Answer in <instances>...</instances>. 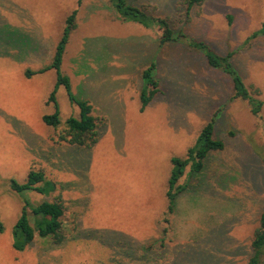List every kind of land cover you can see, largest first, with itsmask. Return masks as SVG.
<instances>
[{"label": "rangeland", "instance_id": "rangeland-1", "mask_svg": "<svg viewBox=\"0 0 264 264\" xmlns=\"http://www.w3.org/2000/svg\"><path fill=\"white\" fill-rule=\"evenodd\" d=\"M127 1L170 18L176 35L233 52L235 71L264 100V34L249 39L264 25V0H205L189 15L182 0ZM113 4L0 0V264H249L264 213V105L255 115L203 51L162 43L157 25L123 20ZM74 10L62 72L93 105L100 139L92 147L59 141L80 108L64 85L50 101L57 70L38 72L54 61ZM153 65L159 91L144 104L152 89L144 71ZM29 70L37 73L28 77ZM56 107L61 124L53 127L43 117ZM213 119L225 148L212 151L201 172L186 166L170 211L173 158L188 157ZM31 169L57 189L14 191L13 181L24 182ZM27 198L63 203L62 243L37 235L24 251L13 247Z\"/></svg>", "mask_w": 264, "mask_h": 264}, {"label": "trees", "instance_id": "trees-1", "mask_svg": "<svg viewBox=\"0 0 264 264\" xmlns=\"http://www.w3.org/2000/svg\"><path fill=\"white\" fill-rule=\"evenodd\" d=\"M204 1L205 0H182V4L187 8L186 13L189 15L194 6L201 5ZM113 3L123 20L141 22L145 25H147L146 22H153V24L157 25L158 29L161 31L160 41L162 43L180 41L182 43L184 42V44L192 50L203 51L211 67L219 68L230 75L234 86L233 98L238 97L248 101L251 106V111L255 115L260 113L264 105V100L257 96L260 94V90L257 89L256 93H253L244 83L241 74L235 71L236 69H234L230 61L233 52L227 55H220L205 41L196 40L184 34L176 35L170 18H162L154 15L147 16L140 7L131 5L127 0H113ZM147 17L149 18L148 20H146ZM77 25V10H74L66 20L61 39L57 44L54 61L38 72H44L50 68H55L57 70V85L50 95V101L55 102V104L57 103L56 89L59 85H64L70 100L76 103L80 108L78 116L73 115L66 120L65 127L58 133L59 141L79 147H92L100 139L98 119L93 112V105L88 100L77 98L72 91V84L69 76L62 72L63 57L70 36L77 28ZM258 34H264V25L260 30L254 32L249 39L256 37ZM155 67L156 66L153 65L151 68L144 71V75L148 78V83L152 87L149 97L143 94L144 104H147L149 99H152L159 91V81L153 76L151 77L152 68ZM35 73H37V71L29 70L27 76L31 77V75ZM43 120L47 125L53 127L60 126L61 117L59 108L56 107L55 112L52 114L44 115ZM214 128L213 119V121L209 122L203 128L198 138L197 146L189 150L188 157L173 158V162L176 166L169 178L167 190L170 211H173L175 207V197L177 193L185 189L183 185H177V183L184 174L186 166L191 163L192 171L201 172L205 167V162L209 154L212 151H219L225 148L224 141L215 137ZM12 188L14 191L20 193L33 189L50 194L57 189V185L53 180L47 178L43 170L31 169L26 180L22 183L16 180L13 181ZM64 214L65 207L59 200H44L41 203L33 204L30 203L28 198L25 199L22 214L13 227V247L18 251H24L35 241L37 235L45 238H52L53 244L62 243L66 239V234L64 232ZM3 230L4 225L0 220V233L3 232ZM251 245L254 249V254L250 258L249 264L264 263V213L261 216L260 224L255 231Z\"/></svg>", "mask_w": 264, "mask_h": 264}]
</instances>
